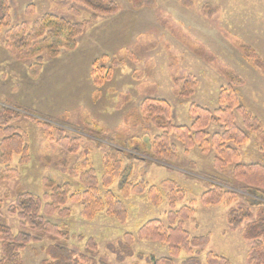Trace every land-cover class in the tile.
Masks as SVG:
<instances>
[{"label": "rangeland", "instance_id": "374dc122", "mask_svg": "<svg viewBox=\"0 0 264 264\" xmlns=\"http://www.w3.org/2000/svg\"><path fill=\"white\" fill-rule=\"evenodd\" d=\"M114 1L119 6L116 14H99L87 23L76 49H63L56 58L45 55L43 69L36 76L28 70L32 60L18 61L0 43V108L19 112L12 123L23 128L30 139V160L26 164H21L18 156L8 165L0 161V223L10 226L14 233L31 231L8 211L17 194L26 190L42 198L45 192H51L52 185L64 183L71 184L73 192L83 191L80 175L86 169L84 162L101 179L109 146H114L126 154L119 157L130 182L144 181L160 187L164 180L173 179L185 190L186 198L177 202L176 209L189 204L195 209L194 216L185 220V228L191 235H211L209 245L198 255L203 264H207L208 252L226 256L231 264H254L248 257L252 242L243 235L251 220L232 228L227 216L247 198L258 203L264 202V197L249 194L233 178L231 166L218 167L215 151L203 153L198 146L187 150L173 133L169 137L176 146V156L161 161L153 158L151 141L161 131L141 121L139 108L147 97L167 100L172 108L169 121L191 126L194 116L190 107L197 104L211 111L223 107L220 92L232 85L239 91L241 105L264 126V71L250 56L253 51L264 62V0ZM9 2L12 25L31 23L46 12L75 22L91 20L93 15L89 8L71 0ZM30 4L35 5L31 13L27 9ZM71 6L80 9L78 17L69 11ZM102 66L111 74L106 76L101 70L94 77L93 69ZM188 76L195 77L197 85L192 95L182 97L180 84ZM232 76L242 83L232 84ZM235 117L244 127L241 115L235 112ZM44 123L50 126L47 130ZM61 130L80 139L77 152H69L55 142ZM206 130L211 135L221 131L222 126L213 122ZM250 136L240 148L242 160L264 164V149L253 133ZM213 183L232 189L237 198L229 203L204 205L202 194ZM121 184L122 178H116L110 189L128 210L125 222L106 212L87 220L81 214L82 205L71 200L67 203L69 217H48L59 225H69L68 245L78 253L80 263L95 259L107 264H135L136 257L118 260L108 244L128 232L136 235L151 219L167 223V189L160 187L163 200L154 205L146 193L124 197ZM256 207L252 208L255 214ZM90 238L97 242V254L86 248ZM57 241L44 235L29 245L23 252L25 264H43L46 256L42 247ZM134 249L157 257L169 255L166 245L148 240L137 239ZM186 257L182 252L174 264H183Z\"/></svg>", "mask_w": 264, "mask_h": 264}, {"label": "trees", "instance_id": "16d2710c", "mask_svg": "<svg viewBox=\"0 0 264 264\" xmlns=\"http://www.w3.org/2000/svg\"><path fill=\"white\" fill-rule=\"evenodd\" d=\"M71 1L89 8L93 12L91 20L75 22L65 16L46 12L31 23L23 21L12 25L10 2L0 0V43L2 42L18 61L32 60L28 66L32 76L38 75L43 69L45 55L56 58L63 49H76L78 38L84 33L87 23L95 20L99 14L112 15L119 10L114 0ZM140 1L144 0H137L136 3ZM27 9L31 13L35 10V5L30 4ZM69 11L76 17L81 13L76 6H71ZM250 56L254 64L264 71L262 59L253 51ZM101 70H104L106 76L111 74L110 69L102 66L93 69V76L96 77ZM231 78L232 84L242 83L239 77ZM196 85L193 76L183 79L180 84L181 96L192 95ZM219 99L223 107L215 111L193 104L190 112L194 116V121L191 126H186L175 125L169 121L172 108L167 100L144 98L139 108L141 121L161 131L151 141L152 157L161 161L176 156V146L171 144L169 137L173 133L184 143L187 150L198 146L203 153L215 151V163L218 167L224 169L226 166H231L233 178L239 181L249 194L263 198L264 164L257 161L244 162L240 151V148L250 141V133L254 134L256 141L264 149L263 123L241 105L239 91L232 85L221 90ZM235 112L241 115L244 127L236 122ZM19 115V112L12 108L3 106L0 108V161L5 165L12 162L14 156L20 157V163L23 165L30 160L29 134L12 123ZM213 122L220 123L222 130L210 135L206 129ZM43 125L46 130L50 127L46 123ZM57 135L55 142L69 152H77L80 149L79 138H71L62 130L57 131ZM109 149L101 179L97 176L96 170L89 167L88 162H84L83 166L86 169L80 175V182L85 186L83 191L73 192L71 184L64 183L58 186L52 185L51 192H45L42 198L26 190L17 194L15 203L8 208V211L16 214L22 225L27 226L34 233L31 231L14 233L10 226L0 223L2 251L0 264H25L24 250L32 243L39 242L44 235L57 239L58 243L42 247V252L46 256L43 264H82L79 262L78 253L68 245L71 234L69 225H59L48 217L54 214H58L61 218L69 217L71 209L67 203L71 200L82 205L81 214L87 220H92L100 212H106L117 220L125 222L128 210L123 201L110 189L116 178H122L121 193L124 197L132 193H146L154 205H159L163 200L160 193L162 187L169 191L167 199L170 203L166 224L160 219H151L140 227L136 235L128 232L108 244V250L115 254L118 260L136 257L135 264H141L142 261L144 264H174V259L182 252H186L187 257L183 260V264H203L198 255L209 245L211 235H191L185 228V220L195 214L192 204L176 209L177 202L186 198L185 190L173 179L164 180L160 187L149 185L144 181L130 182L127 178V168L119 157L122 154L126 155L125 152L114 146H109ZM236 198L235 191L217 183L211 184L201 197L206 206L229 203ZM253 207L257 208L256 214L252 210ZM247 220L251 222L244 228L243 235L252 242L248 254L249 260L254 264H264V202L252 203L250 198H247L245 203L238 204L228 212L227 221L232 228L241 227ZM137 239L166 245L169 255L157 257L153 254L136 252L134 245ZM86 248L92 254L98 253L97 242L93 238L87 240ZM89 262L87 264H107L105 261L95 259ZM206 263L231 264L226 256L214 252L206 254Z\"/></svg>", "mask_w": 264, "mask_h": 264}]
</instances>
